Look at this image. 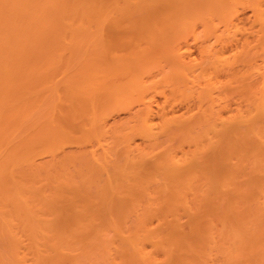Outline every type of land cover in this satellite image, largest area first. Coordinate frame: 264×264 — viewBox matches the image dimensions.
Listing matches in <instances>:
<instances>
[{
	"label": "bare ground",
	"instance_id": "1",
	"mask_svg": "<svg viewBox=\"0 0 264 264\" xmlns=\"http://www.w3.org/2000/svg\"><path fill=\"white\" fill-rule=\"evenodd\" d=\"M0 264H264V0H0Z\"/></svg>",
	"mask_w": 264,
	"mask_h": 264
},
{
	"label": "rangeland",
	"instance_id": "2",
	"mask_svg": "<svg viewBox=\"0 0 264 264\" xmlns=\"http://www.w3.org/2000/svg\"><path fill=\"white\" fill-rule=\"evenodd\" d=\"M193 49V48H192ZM195 51V50H194ZM194 53H196V52H194Z\"/></svg>",
	"mask_w": 264,
	"mask_h": 264
}]
</instances>
